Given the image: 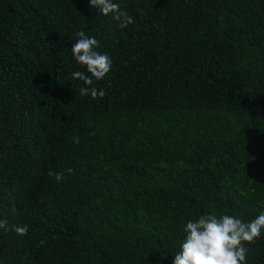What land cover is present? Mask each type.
<instances>
[{
	"label": "trees",
	"instance_id": "trees-1",
	"mask_svg": "<svg viewBox=\"0 0 264 264\" xmlns=\"http://www.w3.org/2000/svg\"><path fill=\"white\" fill-rule=\"evenodd\" d=\"M114 2L123 30L0 0V264H172L188 220L264 212V0ZM79 30L112 58L102 99L71 78Z\"/></svg>",
	"mask_w": 264,
	"mask_h": 264
},
{
	"label": "clouds",
	"instance_id": "clouds-1",
	"mask_svg": "<svg viewBox=\"0 0 264 264\" xmlns=\"http://www.w3.org/2000/svg\"><path fill=\"white\" fill-rule=\"evenodd\" d=\"M89 7L117 22L121 30L135 22L127 11L122 10L114 0H89ZM76 42L71 44V54L77 65L86 71H73L74 80L81 81V97L102 99L106 94L103 88L97 89L94 82L101 81L112 70V58L108 53L97 51L100 41L89 37L83 30L76 32ZM78 144L79 137H72ZM8 221L0 220V229H7ZM13 231L24 236L28 225L14 226ZM184 238L179 252L173 257L172 264H246L248 248L264 237V212L255 218L244 220L238 215L210 213L198 219L188 220L183 228Z\"/></svg>",
	"mask_w": 264,
	"mask_h": 264
}]
</instances>
